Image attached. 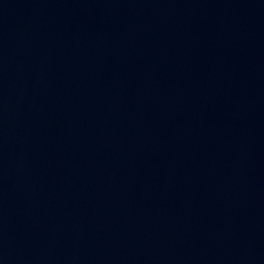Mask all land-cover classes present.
<instances>
[{"label":"water","instance_id":"95a60500","mask_svg":"<svg viewBox=\"0 0 264 264\" xmlns=\"http://www.w3.org/2000/svg\"><path fill=\"white\" fill-rule=\"evenodd\" d=\"M0 264H264V0H0Z\"/></svg>","mask_w":264,"mask_h":264}]
</instances>
